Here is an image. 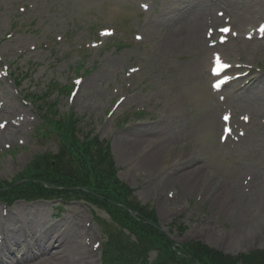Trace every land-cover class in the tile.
<instances>
[{
  "label": "rangeland",
  "instance_id": "obj_1",
  "mask_svg": "<svg viewBox=\"0 0 264 264\" xmlns=\"http://www.w3.org/2000/svg\"><path fill=\"white\" fill-rule=\"evenodd\" d=\"M258 8L264 0H0V125L28 122L15 139L10 127H0V186L37 155L57 151L36 134L41 114L24 99L49 90V103L80 121V138L90 133L110 143L118 179L155 209L174 243L201 242L231 255L263 248L264 33L258 38L236 25L238 17H251L257 32L264 23L254 15ZM202 15L218 22L202 25ZM208 28L229 29L230 36L219 48L210 43L217 36L208 41L204 54L189 39ZM241 42L247 45L239 51ZM215 54L233 67L222 91L212 89ZM249 72L263 78L240 89L234 79ZM63 87L70 93L58 95ZM135 138L141 143L128 155L120 144ZM150 150L160 157L148 172L141 162ZM193 169L201 176L188 190L184 178ZM237 203L240 224L231 212ZM39 205L51 222L57 214L84 212L101 264L106 226L115 230L104 212L75 199L0 203V209ZM27 210L25 229L44 225L42 213ZM175 221L185 228L181 237L169 230Z\"/></svg>",
  "mask_w": 264,
  "mask_h": 264
},
{
  "label": "trees",
  "instance_id": "obj_2",
  "mask_svg": "<svg viewBox=\"0 0 264 264\" xmlns=\"http://www.w3.org/2000/svg\"><path fill=\"white\" fill-rule=\"evenodd\" d=\"M67 91L63 88L60 93ZM48 98V94L37 98L43 106L36 132L40 138L53 141L57 151L37 155L13 182L3 183L0 201H87L107 214L115 229L110 231L106 226L103 264H264V249L236 256L199 242L182 243L174 249L158 228L155 211L141 206L134 191L118 179L109 143L90 133L80 138V121L71 112L58 114L56 103L48 105ZM17 182L20 184L13 187ZM173 229L179 236L185 233L177 221L170 225ZM152 254L155 258L151 260Z\"/></svg>",
  "mask_w": 264,
  "mask_h": 264
},
{
  "label": "bare ground",
  "instance_id": "obj_3",
  "mask_svg": "<svg viewBox=\"0 0 264 264\" xmlns=\"http://www.w3.org/2000/svg\"><path fill=\"white\" fill-rule=\"evenodd\" d=\"M254 15L264 18V8L255 9ZM238 19L239 21L236 25L240 29H243L244 31L247 30L248 34L258 35L257 32H252L253 27L252 22L250 21L251 17L250 20L243 19L242 17H238ZM200 22L202 25H213L218 22V19L213 16L202 15ZM216 36L217 38L215 41H210ZM221 38L222 35L221 31L219 32V29H216V32H214L211 28H208L206 32L202 31V35L199 32L193 34L189 41L192 47L196 49L200 48L204 54H207L209 52V48H211V46H209L210 43H217L222 40ZM208 41H210V43L207 45ZM206 45L207 47L209 46V48H207ZM246 45L247 43L241 42L238 50H243ZM212 47L219 48V44ZM215 55V59L221 57L218 54ZM233 55L236 58L235 54ZM226 59L228 60V57H226ZM217 64L220 68V73L222 74L227 73L232 67V63H230V61H223L222 58H220ZM252 75L253 73L249 72V74L247 73L238 76L234 79V83H237V86H239L240 89H251L263 78V76L255 77ZM211 76L213 75L211 74ZM223 88L224 87H222V89ZM2 112L5 114L16 113L13 109H7ZM14 122L16 125H10L9 122L5 123V128L3 129L4 131L7 127L11 128L12 139L21 136L23 128L28 123L23 120H14ZM140 143V138H135L132 141H128L123 144L121 143L120 145L121 148L124 149V151H127L129 155L139 146ZM150 152L151 150L145 155V157H143L144 161L141 162V164H143V168L148 172L153 170L158 158L160 157V153L155 151V153ZM116 162H119L117 157ZM191 164H193L192 161L187 163V165ZM200 176L201 173L198 169H193L191 173L189 172L185 175L184 180H187L188 183H190V185H188V190H191V185L193 182L198 181ZM44 208L46 207L39 205L35 208L20 206L19 208L10 211L0 209V264H96L94 259L96 244L94 242L92 230L85 224L88 220L87 215L84 212H79L77 214L73 211H69L66 214H61L55 222H51L47 220L48 217H46L47 215ZM231 208L233 218L237 224H240L244 220L241 211L239 212L241 205H238L237 203ZM27 209H35V213H42L43 218L46 217V220L42 222L44 225L38 223L35 227H28L25 229V221L22 216L25 214L27 215ZM50 217L52 216H49V218ZM8 224H12L15 229L10 231L6 230L5 227ZM20 232L24 233L21 238L18 237V233ZM17 254H21V256L17 258Z\"/></svg>",
  "mask_w": 264,
  "mask_h": 264
},
{
  "label": "snow or ice",
  "instance_id": "obj_4",
  "mask_svg": "<svg viewBox=\"0 0 264 264\" xmlns=\"http://www.w3.org/2000/svg\"><path fill=\"white\" fill-rule=\"evenodd\" d=\"M260 31L264 32V27H261ZM0 127H3V125H0Z\"/></svg>",
  "mask_w": 264,
  "mask_h": 264
}]
</instances>
